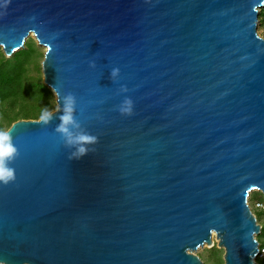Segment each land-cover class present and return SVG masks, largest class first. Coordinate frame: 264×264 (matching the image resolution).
Here are the masks:
<instances>
[{
  "label": "water",
  "instance_id": "obj_1",
  "mask_svg": "<svg viewBox=\"0 0 264 264\" xmlns=\"http://www.w3.org/2000/svg\"><path fill=\"white\" fill-rule=\"evenodd\" d=\"M263 6L0 0L4 54L33 34L56 96L47 124L6 129L17 153L0 183V264H203L214 237L224 264H260L248 198L264 194ZM68 92L69 127L97 138L80 158L56 131Z\"/></svg>",
  "mask_w": 264,
  "mask_h": 264
},
{
  "label": "rangeland",
  "instance_id": "obj_2",
  "mask_svg": "<svg viewBox=\"0 0 264 264\" xmlns=\"http://www.w3.org/2000/svg\"><path fill=\"white\" fill-rule=\"evenodd\" d=\"M257 32L261 37L264 38V6L261 7L259 11V22L257 26ZM26 49H28L26 54L24 53L20 57L21 63L23 65V68L20 70V78L22 80L21 85L23 84L24 88L26 89L25 94L27 95L25 96L27 97L23 99L25 100L23 102H15V105H13L11 102L16 101V98H10L6 101H3L0 106V115L4 112H7L8 114L10 113L11 115H16L17 113H21L20 110L26 109H29L31 111V109L45 110V108H47L48 111H52L56 108V96L54 92L47 85L46 86L50 90V92H48L47 90H45L44 92L38 89L36 85L38 81L43 83L41 62L44 56L45 47L38 43L33 34H30V36H28V38L25 40L23 48L19 49L16 52ZM15 53H13L11 56H6L2 48L0 47V60L1 56L10 59ZM3 67L6 68L7 66L3 65ZM18 95L20 97L24 96L22 94ZM0 126L4 130L7 129L9 126V121L7 119H3L0 122ZM250 200L251 202H254L256 200L264 202V194L259 190H253L250 193ZM254 212L256 214L258 222H260L264 228V214L255 209ZM213 239V246H204L202 248H199L195 253L200 256L203 261V264H224V249L220 248L217 245V240L215 239V237Z\"/></svg>",
  "mask_w": 264,
  "mask_h": 264
},
{
  "label": "clouds",
  "instance_id": "obj_3",
  "mask_svg": "<svg viewBox=\"0 0 264 264\" xmlns=\"http://www.w3.org/2000/svg\"><path fill=\"white\" fill-rule=\"evenodd\" d=\"M92 66H94V62H90ZM119 68H112L110 72L111 78H116L119 74ZM55 92V88H53ZM122 91H127L125 86H122ZM60 99L63 100V114L60 117L61 123L56 126V131H58L61 136L64 138L65 143L69 147H75L76 145H80L79 147H75V151H73L69 158H80L83 155L87 154V147L85 144L87 143H95L97 138L91 134H88L83 131L73 132L69 127L71 125L73 128H80V124L73 119V106L76 103V96L72 92H68ZM118 110L122 114L130 115L133 111V101L130 97H125ZM52 118V113L48 111L47 108L43 111L41 115V122L47 124ZM17 153V149L15 148L12 142V133L11 131L0 129V183L8 184L9 182L15 179V173L13 168L9 165V161L12 160Z\"/></svg>",
  "mask_w": 264,
  "mask_h": 264
},
{
  "label": "trees",
  "instance_id": "obj_4",
  "mask_svg": "<svg viewBox=\"0 0 264 264\" xmlns=\"http://www.w3.org/2000/svg\"><path fill=\"white\" fill-rule=\"evenodd\" d=\"M27 51L28 49L20 50L19 52H16L10 59L4 58L3 56H1V60H0V106L3 101H6L10 98L11 99L16 98V101L11 102L13 105H15V102H23L25 101L23 99L27 97L25 96L27 95L25 94L26 89L24 88L23 84L21 85L22 80L20 78V70L23 68L20 57L24 53L26 54ZM3 65L7 67L5 68L3 67ZM36 85L38 89L44 92L45 90L50 92L47 86L41 83L40 81H38ZM18 94H22L24 96L20 97ZM43 111L44 110L42 109H31V111L29 109H26V110H20L21 113L20 114L17 113L16 115H11L10 113L8 114L7 112H4L0 115V122L3 119H7L9 121V126H10L12 122L18 119H38L41 117ZM0 129H2L1 126H0ZM262 231L264 232V228H262ZM258 260L260 261V262L258 261L260 264H264V257L259 258Z\"/></svg>",
  "mask_w": 264,
  "mask_h": 264
},
{
  "label": "built area",
  "instance_id": "obj_5",
  "mask_svg": "<svg viewBox=\"0 0 264 264\" xmlns=\"http://www.w3.org/2000/svg\"><path fill=\"white\" fill-rule=\"evenodd\" d=\"M248 204L252 210V212L255 214L254 209L257 211H260L262 214H264V202L256 200L254 202H251L250 196L248 198ZM256 216V214H255ZM258 220V219H257ZM260 223V222H259ZM261 225V232L260 234L256 237L259 242V254H258V259L264 257V232L262 231L263 225Z\"/></svg>",
  "mask_w": 264,
  "mask_h": 264
}]
</instances>
